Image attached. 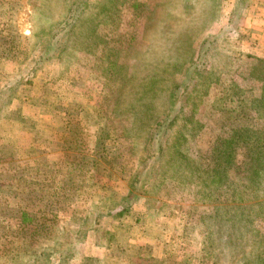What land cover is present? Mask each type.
Wrapping results in <instances>:
<instances>
[{
	"label": "rangeland",
	"instance_id": "1",
	"mask_svg": "<svg viewBox=\"0 0 264 264\" xmlns=\"http://www.w3.org/2000/svg\"><path fill=\"white\" fill-rule=\"evenodd\" d=\"M235 1L0 0V92L48 81L55 122L30 130L38 155L0 154V264H101L118 248L106 213L155 226L160 207L185 264H264V23ZM47 46L58 57L35 62ZM123 179L119 205L88 209Z\"/></svg>",
	"mask_w": 264,
	"mask_h": 264
},
{
	"label": "crops",
	"instance_id": "2",
	"mask_svg": "<svg viewBox=\"0 0 264 264\" xmlns=\"http://www.w3.org/2000/svg\"><path fill=\"white\" fill-rule=\"evenodd\" d=\"M232 1L233 2L229 3L230 8L225 9V7H223L222 13H229L231 9L235 7L234 3L236 1ZM246 11L247 13H250L251 11V13L254 14V17H256L255 19L250 17L251 20L257 19L260 20L261 23H264V0L246 1L244 10L245 14ZM217 12L221 13V10L219 11L217 9ZM251 45L252 47L258 46L257 43H251ZM261 55L264 58V52ZM15 71H11L10 74L12 73V75H14ZM6 74H8L7 71ZM29 80L32 81L33 78H29ZM40 85L43 87V91L37 98H33L32 96L31 89L34 88V84L32 86L23 85L22 90L29 93V96H23L19 97L18 100H13L6 109L2 110L3 114L0 116L3 120L9 123H14L18 128L23 129L17 133V136L14 135L13 138H9V140H6L5 137L0 134L1 145H7V143H9V145H13V143L16 144V148L14 149H16L17 156L25 155V157H28L31 155H38L33 151L38 146H35V148L32 149L29 148L28 136L33 132L30 130L35 129L34 131H43L49 129L51 132L55 130V122L52 121L53 125L50 119L47 121L44 118L45 115L46 117L49 115V112L47 109H43L44 107L40 104L41 102H44V97L48 95V92L46 91L48 81L41 80ZM49 96L50 95H48V97ZM54 101L53 98L52 105L54 104ZM57 113L60 115L59 110ZM47 123L50 127H46V125H48ZM47 155L48 154H45V156ZM45 156L39 154V159H34L37 168L46 166V160L40 159V157ZM122 181L120 180L121 183L117 186L114 185L112 191L106 195L97 196V198L89 196L90 201L88 202V209L91 210L93 207L95 210H99V212H107L119 205L125 195H128L126 189H123L127 182L124 179ZM131 208L133 211L134 207L132 206ZM160 210L164 215L160 214L159 217H157L155 226H147V224L142 225L140 224L141 222L135 223V219L133 221H128V218L124 220L125 224H120L118 223L119 220L117 218L115 225L119 227L122 226L124 229H120L119 227L116 228L115 226V232H107L112 238L111 241H115L116 246L118 245V248L111 252L116 254L113 259L110 257L103 258L105 257L104 255L99 256V258H103V260L107 262L113 260L115 262L114 264H185L184 259L187 257L186 253L188 252L184 241L186 235L181 232H176L178 231V228L176 227L177 222H172L173 224L169 222V218L173 214V210H171L170 207L165 209L160 207ZM105 247L106 246L102 245L100 248L96 249H100L102 253L105 254V251L107 250ZM102 261L101 264H104Z\"/></svg>",
	"mask_w": 264,
	"mask_h": 264
},
{
	"label": "trees",
	"instance_id": "3",
	"mask_svg": "<svg viewBox=\"0 0 264 264\" xmlns=\"http://www.w3.org/2000/svg\"><path fill=\"white\" fill-rule=\"evenodd\" d=\"M61 25H63V23H54V24H52L50 27H49V29L48 28H46L44 31H46V33L48 34V36H47V38L44 40V42L46 41V42H48V40H50V39H52V38H55V34L60 30H62L63 29V26H61ZM41 45L42 43H39L38 42V40H37V42H36V45L35 46H37V45ZM42 48L43 47H40L39 48V51H38V56L35 58V62H42V61H44L45 59H53L54 57H58V55H59V53H56V52H54V51H52L53 50V47H51V46H47V47H45V49L44 50H42ZM38 67V66H37ZM32 68V69H31ZM30 69H29V71H27V72H32V70H34L36 67L34 66V62H33V65H32V67H31ZM23 69L21 68V66H20V64H19V68H18V71H22ZM59 74V73H58ZM59 79H60V81H61V77L59 76ZM21 83H22V80H16V81H14L13 82V84H11L10 86H7L6 88H5V90L3 91V92H0V112L2 111V110H4V109H6L7 108V106L13 101V100H18L19 99V97H22V96H20V91L22 90V86H21ZM25 85H27V86H30V81L28 80L26 83H25ZM69 115H77L76 114V112L75 111H71L70 113H69ZM1 120V119H0ZM5 124L7 125V126H5ZM7 128H9V129H7ZM14 128H18L14 123H7V122H2V121H0V134L1 135H3L4 137H5V139L6 140H9V138H13V136L15 135V136H17V133H19V131H22L23 129H21V128H18V131H15L14 130ZM71 143V142H70ZM61 147V146H60ZM62 148V147H61ZM65 150H67V151H71L72 149L71 148H66V149H64V151ZM15 150H13L12 148H10V147H8L6 144H0V154L2 153V152H4V153H9L8 155H9V158H10V160H12V161H15L13 158H15L11 153L12 152H14ZM77 151V150H76ZM75 151V152H76ZM17 154V153H16ZM6 156H7V154H6ZM17 156V155H16ZM224 157V156H223ZM1 158V157H0ZM80 158H82V161L83 162H85L86 164L87 163H89V164H91V165H93L94 164V162L92 161V159H90V157H89V155H82ZM71 161V160H70ZM81 161V162H82ZM229 161V156L228 157H226V158H220L217 162H223V164H225L224 162H228ZM16 162V161H15ZM80 162V163H81ZM216 162V161H215ZM78 163H79V161H78ZM229 164V163H228ZM96 166V165H95ZM226 166L224 165V168H225ZM33 170V172L34 171H40L41 169H39V168H34V169H32ZM102 176V175H101ZM106 176L107 177H109V175L106 173ZM105 182H107L106 180H105ZM1 183V182H0ZM13 187V186H12ZM8 188L9 189H11V186H8ZM133 189V188H132ZM132 189H130L131 191H132ZM129 194V193H128ZM131 195V194H130ZM127 196V195H126ZM125 196V197H126ZM124 197V198H125ZM129 198H131V196H128ZM125 211H127V209L125 208H122L121 210L119 209V210H117V211H115V212H109V213H107V215L109 216V217H111V218H118V217H122V215L124 214V212ZM28 222H32V221H30V219L28 220ZM38 228H40V229H42V228H45V227H47V226H45L43 223H39L38 225ZM36 232V231H35ZM11 247V246H10ZM15 248H17L16 246L15 247H12V249H11V251H10V253H9V255L8 256H10V255H12L13 253H12V251H13V249H15ZM17 256H15L14 257V259H17L16 258ZM10 260H12V258L10 259Z\"/></svg>",
	"mask_w": 264,
	"mask_h": 264
}]
</instances>
